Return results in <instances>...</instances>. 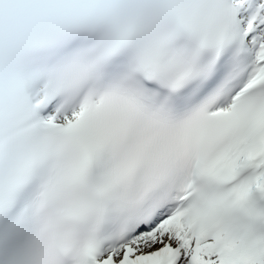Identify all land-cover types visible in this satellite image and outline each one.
<instances>
[{
  "label": "snow or ice",
  "instance_id": "snow-or-ice-1",
  "mask_svg": "<svg viewBox=\"0 0 264 264\" xmlns=\"http://www.w3.org/2000/svg\"><path fill=\"white\" fill-rule=\"evenodd\" d=\"M0 264H264V0H0Z\"/></svg>",
  "mask_w": 264,
  "mask_h": 264
}]
</instances>
